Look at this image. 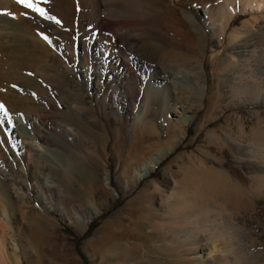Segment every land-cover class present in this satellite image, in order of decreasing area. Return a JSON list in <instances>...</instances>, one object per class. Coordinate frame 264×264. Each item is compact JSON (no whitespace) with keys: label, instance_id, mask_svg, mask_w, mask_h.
Masks as SVG:
<instances>
[{"label":"rangeland","instance_id":"1","mask_svg":"<svg viewBox=\"0 0 264 264\" xmlns=\"http://www.w3.org/2000/svg\"><path fill=\"white\" fill-rule=\"evenodd\" d=\"M229 1L34 0L41 14L0 0V264H264V0ZM184 12L204 41L183 34ZM139 64L180 79L133 85ZM190 70L201 104L177 98ZM17 115L44 127L36 159L8 132Z\"/></svg>","mask_w":264,"mask_h":264},{"label":"bare ground","instance_id":"2","mask_svg":"<svg viewBox=\"0 0 264 264\" xmlns=\"http://www.w3.org/2000/svg\"><path fill=\"white\" fill-rule=\"evenodd\" d=\"M166 0H135L136 4L139 5V4H142L144 5V7L146 5H151V3L148 4V2H152V4L155 2L157 4L159 3H164ZM229 1V0H228ZM130 2V1H129ZM147 4H143V3H146ZM230 2V1H229ZM106 3V2H105ZM231 3V2H230ZM100 5V4H99ZM106 5V4H105ZM264 8V3H263V6ZM105 8V7H104ZM156 8V7H155ZM229 9V7H228ZM258 9L257 5L256 4H253L252 6H250V10L251 11H256ZM226 10V9H225ZM233 10L230 8L229 10L227 11H221L219 14H217L215 16V20H213V23L214 21H217L216 19H219V25L221 28H223L226 24V22L222 21L224 20V18L226 17V19H229L232 18L233 16V13L232 12ZM206 14V13H205ZM183 16L185 18L184 22L185 23H182L184 24L185 28L187 29V31H185V33H183L184 35H186L187 38H191L192 41H204V38H205V35H204V31L202 29V27L196 22L194 16L192 15V13L190 12H184L183 13ZM224 17V18H223ZM223 18V19H222ZM228 21V20H227ZM214 32V30H212ZM249 32L248 31V28H247V25L246 23H244L241 27V29H235L233 31V35H240L242 33H247ZM194 43V42H193ZM21 44V43H20ZM19 44V45H20ZM25 44V43H24ZM27 44V43H26ZM22 45V44H21ZM100 47L101 45L99 44L98 46V51H100ZM203 45L201 46L202 50H203ZM8 48V47H7ZM26 49H29V48H26ZM5 50V49H4ZM10 51H13V48L11 49H8ZM7 50V51H8ZM32 51V50H31ZM103 51V50H102ZM160 51L162 54H173V53H170L168 51V49L160 46L158 49H157V52ZM169 52V53H168ZM5 54V53H4ZM101 54V53H100ZM176 54V53H175ZM177 57V56H176ZM186 56L183 54L182 56V60L185 58ZM190 57V56H188ZM103 58L100 57V61L102 60ZM185 60H188V58H186ZM192 61V60H191ZM142 64V63H141ZM140 65V64H139ZM185 65H186V62H185ZM189 65V64H188ZM101 66V65H99ZM98 66V68H99ZM150 67V66H149ZM149 67H146L144 65H140L139 66V72L138 74H135L133 76V79L131 80V78H128V82L129 83H132L133 85L136 84V81L138 79H142L144 76H147V75H152V74H156V75H153L157 81L156 84L160 83V84H166V83H171V84H177L178 83V80L180 79L179 77V74L178 73H171L169 74L168 77L164 76L163 74L161 73H153L151 72V69ZM185 67V66H184ZM97 68V69H98ZM193 68V67H192ZM120 69V68H119ZM153 71V70H152ZM195 70H190L189 73L191 74V80L193 81V86L192 87H187L186 89H182V92L180 91L179 93V96H177V98H184L186 101L189 102V99H188V95L186 94L188 92V89L192 91V89H194V91H192L189 96H191L192 98V101L195 102V103H200L202 102V99L204 97V91H205V88H206V85H205V82L202 80V78L204 77V74L203 73H198V72H194ZM187 73V71H186ZM257 73V72H256ZM99 74V73H98ZM100 76V74L98 75ZM163 82V83H162ZM254 83V81H253ZM257 84V83H256ZM255 84V85H256ZM192 85V84H191ZM190 85V86H191ZM158 87V86H157ZM159 88V87H158ZM257 88L259 90V93L260 92V83L257 84ZM190 92V91H189ZM126 95H117L115 94L111 100H110V104L112 106L113 109H115L118 113H122V112H126L127 111V108H128V99H126L125 97ZM190 98V99H191ZM183 100V99H182ZM136 106V104L134 105ZM198 106V105H196ZM145 108H146V104H141L138 106L137 109H139V116L141 117V115L143 114V112L145 111ZM192 108V107H191ZM77 110V109H76ZM79 111V110H78ZM32 119V118H31ZM34 119V118H33ZM97 120V119H96ZM5 124H6V127L8 128V132L10 131V133L13 135V137L15 139H17V143H16V147L18 149H21L23 151V159L24 157L26 158L27 161L34 159V156H35V159H36V155L40 156V151H39V148H41L39 146V141H42V136L43 134L41 133V130L44 129V127L41 125V124H37L36 120H30L29 117H21L20 115H17L16 117H13L11 116L10 118H5ZM60 128V126H59ZM178 134H176L175 132L172 133V137L173 138H176ZM60 139V138H59ZM174 143V142H172ZM172 143H170L168 146L164 147L162 149L163 152L161 151H158L154 154V156H151L148 160L144 161L143 163H141L137 169L135 170V178L136 179H139L141 178L142 176L146 175L153 167H155L160 161L161 159L163 158V153H165L168 149H170ZM42 145V144H41ZM44 146V145H42ZM46 149V148H45ZM161 149V148H160ZM41 150V149H40ZM44 151V150H42ZM44 153V152H43ZM25 155V156H24ZM33 155V156H32ZM152 155V154H151ZM37 156V157H38ZM40 158V157H39ZM38 160V159H37ZM258 160V159H256ZM36 161V160H35ZM261 161V160H260ZM260 161H254L255 163V166H256V169L258 170V172H263L264 171V160L262 162ZM62 167V165H58V168ZM65 169V168H64ZM256 172V171H255ZM44 175V174H43ZM41 173H38L34 176L33 179H36L39 181L38 183V186L40 185V188L41 190H48V191H53L52 189L55 187V185L52 183V181H50L47 177L43 176ZM104 178V182L105 184H109V179H108V175L107 173H105V175L103 176ZM137 181V180H136ZM37 185V184H36ZM38 186L37 187V191H38ZM19 187V186H18ZM17 187V188H18ZM17 190V189H16ZM40 190V191H41ZM16 193L19 194V196L21 197V199H24V197L30 193L29 191L27 192H18L16 191ZM43 194V193H42ZM43 199H45L43 197Z\"/></svg>","mask_w":264,"mask_h":264},{"label":"snow or ice","instance_id":"3","mask_svg":"<svg viewBox=\"0 0 264 264\" xmlns=\"http://www.w3.org/2000/svg\"><path fill=\"white\" fill-rule=\"evenodd\" d=\"M17 2L24 5L27 8H35V10L41 11V14H43L42 10L36 8L34 4V0H17Z\"/></svg>","mask_w":264,"mask_h":264}]
</instances>
